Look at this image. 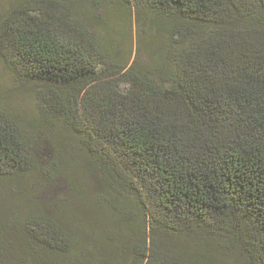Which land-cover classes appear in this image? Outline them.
<instances>
[{
    "label": "trees",
    "instance_id": "16d2710c",
    "mask_svg": "<svg viewBox=\"0 0 264 264\" xmlns=\"http://www.w3.org/2000/svg\"><path fill=\"white\" fill-rule=\"evenodd\" d=\"M119 1L164 39L146 62L110 47L97 9L116 0H13L0 13V57L38 87L43 113L28 123L0 104V181L38 171L55 126L57 167L94 175L118 231L130 213L117 201H132L143 232L120 260L118 238L93 225L18 214L0 230V264H214L209 246L264 264V0Z\"/></svg>",
    "mask_w": 264,
    "mask_h": 264
},
{
    "label": "rangeland",
    "instance_id": "374dc122",
    "mask_svg": "<svg viewBox=\"0 0 264 264\" xmlns=\"http://www.w3.org/2000/svg\"><path fill=\"white\" fill-rule=\"evenodd\" d=\"M12 1L0 0V13ZM97 13L104 16L103 23L107 28L110 47L123 63L130 65L136 59L146 62L149 49L164 41L161 35L149 27V17L145 11L136 12L133 8L129 10L119 0L108 10L97 9ZM37 91L38 87L19 80L0 57L1 105L28 123H38L39 115L43 113ZM44 131L46 134L40 139L42 154L38 159V171L13 181H0V230L15 215L41 211L67 220L79 228L93 225L100 231L98 238H118V242L109 247L108 252L120 260H125L128 252L126 245L133 247L139 239V231L143 232V223L135 204L129 200L118 199L117 203L121 202L130 213L125 220V230L118 231V219L112 215H102L103 209L97 200L99 188L94 175L83 166L79 172L57 167L62 163L56 161L58 152L54 146H58L59 150V144L63 141L62 133L52 125ZM51 160L53 165L49 163ZM78 160L85 161L82 156ZM120 236L124 243L122 246L119 243ZM164 239L173 240L170 237ZM178 241L183 247L190 243L186 238ZM200 242L202 240H198L196 245ZM209 247V256L214 264H247L238 251L229 254L219 247Z\"/></svg>",
    "mask_w": 264,
    "mask_h": 264
}]
</instances>
